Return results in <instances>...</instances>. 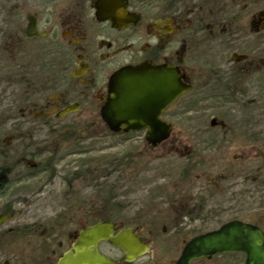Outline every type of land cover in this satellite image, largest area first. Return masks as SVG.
<instances>
[{
    "label": "flooded vegetation",
    "instance_id": "obj_1",
    "mask_svg": "<svg viewBox=\"0 0 264 264\" xmlns=\"http://www.w3.org/2000/svg\"><path fill=\"white\" fill-rule=\"evenodd\" d=\"M1 27H6L0 32V55L6 56L4 72L11 115L0 119V191L7 190L13 181L55 170L53 160L59 158L60 145L65 142L62 129L70 131L72 126H61L62 121L72 114L93 109L108 137L123 143L136 140L144 148L140 157L174 147L180 135L174 132L175 126L180 122L183 134H188L184 127L188 120L183 123L179 110L183 114L192 107L185 101L192 91L212 90L211 98L220 100L223 92L234 95L249 91L253 79L264 82V0H0ZM204 47L230 51L228 58L219 56L215 61L217 72L208 67L207 55L202 54ZM194 49H200V53ZM143 64L169 69L178 84L188 87L162 111L159 118L170 131L155 146L147 142V128L125 131L121 125L113 129L100 113L109 98L113 75ZM219 69L229 70V82ZM92 119L91 114L81 131H73L74 139L93 138ZM251 125L210 120L211 129L218 128V134L201 135L199 140L214 150V165L202 160L189 163L178 173L177 182L183 184L176 191L184 193L185 201H166L169 213L157 219L163 222L158 234L171 237L159 241L160 251L153 249V240L148 241L139 227L110 217H92L67 234L61 233L55 247L58 253L50 252L54 257L50 263L47 258L45 264H56L61 255L72 250L81 231L102 222L113 224V235L132 229L148 246L144 254L130 260L119 247L100 240L97 252L113 264H177L191 239L234 221L255 226L264 234V220L253 221L252 208L246 203L254 174L264 171V157L258 158L263 160L261 165H254L256 158L249 155L252 148L245 150L254 139ZM38 135L43 139L40 144L36 143ZM234 147L240 155L230 158L229 149ZM194 153H187L186 159ZM34 158L43 159L34 162ZM196 164L204 172L214 171L209 172L213 180L200 186L201 192L191 193L195 189L193 181L204 175L191 177ZM21 168H26L22 171L25 175L13 180ZM211 184L213 191L208 188ZM1 215L12 214L3 211ZM244 261L243 253L230 252L195 259L190 264Z\"/></svg>",
    "mask_w": 264,
    "mask_h": 264
},
{
    "label": "rangeland",
    "instance_id": "obj_2",
    "mask_svg": "<svg viewBox=\"0 0 264 264\" xmlns=\"http://www.w3.org/2000/svg\"><path fill=\"white\" fill-rule=\"evenodd\" d=\"M2 29L6 27H1L0 32ZM194 52L199 54L200 49H194ZM204 53L211 65L207 63L208 67L217 72L218 62L215 64V61L219 56L228 58L230 51L204 47ZM4 55H0V71L3 70L0 73V119L11 115ZM219 70L224 80L229 82V70ZM249 87V91L234 95L223 92L220 100L211 98L212 90L192 91L185 100L192 107L183 114L179 110L183 123L188 120L184 126L188 134H183L180 122L175 126L174 132L180 135L173 142L174 147L166 146L140 157L144 148L136 140L123 143L119 138L108 137L110 135L105 134L93 109L68 116L61 126L70 123L72 126L70 131L62 129L65 142L60 145L59 158L53 160L54 165L56 162L55 170L39 177L20 179L26 172V168H21V172L14 174L13 178L20 180L13 181L7 190L0 191V212L12 214L0 226V264H45L47 258L50 263L54 253H58L55 247L61 233L67 234L76 224L92 217H110L118 223L139 227L148 241L153 240V249H158L159 241L171 237L170 234H158L163 223L160 217L169 213L166 201H185L184 193L180 194V189L176 191L183 184V181L177 182L178 173L185 166L202 160L214 165V150L207 149L208 143L199 140L201 135L218 134V128L211 129V119H215L217 124H253L250 126L254 134L252 146H246L245 150L247 152L252 148L249 155L257 159L253 164H262L263 160L258 158L264 157V82L253 79ZM17 110L14 108L13 112L17 113ZM91 114L93 124L90 132L94 134L93 138L74 139L73 131H81L83 122ZM195 128L203 129L197 132ZM197 133L200 135L197 136ZM36 138L38 144L43 141L40 135ZM78 148H82L81 152L77 151ZM192 150L195 153L186 159L187 153ZM239 155L238 148L229 149L228 157ZM42 159L34 158L33 161ZM194 166L192 178L204 173L201 180L193 181L195 189L191 193H199L202 191L200 186L213 180V174L209 172L214 171L204 172L199 164ZM253 177L246 203L252 208V220L259 222L264 220V171ZM209 186L213 191L214 185ZM157 219H160L159 222ZM52 251L54 253H50Z\"/></svg>",
    "mask_w": 264,
    "mask_h": 264
},
{
    "label": "water",
    "instance_id": "obj_3",
    "mask_svg": "<svg viewBox=\"0 0 264 264\" xmlns=\"http://www.w3.org/2000/svg\"><path fill=\"white\" fill-rule=\"evenodd\" d=\"M187 90L188 87L178 84L169 69L151 64L128 67L111 78L109 98L101 108V117L113 129L121 125L125 131L147 128V142L155 146L167 138L170 131V126L159 118L162 111ZM11 216L1 215L0 226ZM113 232V224L109 222L87 227L80 232L72 250L61 255L56 264H113L97 252L100 240L119 247L130 260L148 250L147 244L135 236L132 229L116 235ZM230 252L243 253L244 264H264L263 232L238 221L227 223L218 230L191 239L177 264H190L195 259Z\"/></svg>",
    "mask_w": 264,
    "mask_h": 264
},
{
    "label": "trees",
    "instance_id": "obj_4",
    "mask_svg": "<svg viewBox=\"0 0 264 264\" xmlns=\"http://www.w3.org/2000/svg\"><path fill=\"white\" fill-rule=\"evenodd\" d=\"M6 213H9V212H6Z\"/></svg>",
    "mask_w": 264,
    "mask_h": 264
}]
</instances>
